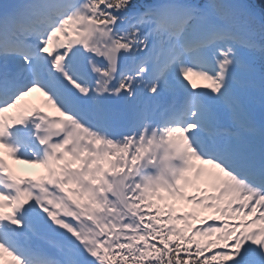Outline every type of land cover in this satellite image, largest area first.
I'll return each instance as SVG.
<instances>
[{"label":"snow or ice","instance_id":"1","mask_svg":"<svg viewBox=\"0 0 264 264\" xmlns=\"http://www.w3.org/2000/svg\"><path fill=\"white\" fill-rule=\"evenodd\" d=\"M5 257L264 264V0L0 3Z\"/></svg>","mask_w":264,"mask_h":264},{"label":"rangeland","instance_id":"2","mask_svg":"<svg viewBox=\"0 0 264 264\" xmlns=\"http://www.w3.org/2000/svg\"><path fill=\"white\" fill-rule=\"evenodd\" d=\"M22 165H24V164H22ZM25 167H26L27 169L32 168V167H28V166H26V165L24 166V168H25ZM22 168H23V167H22ZM24 170H26V169H23V170H21V171H24Z\"/></svg>","mask_w":264,"mask_h":264}]
</instances>
